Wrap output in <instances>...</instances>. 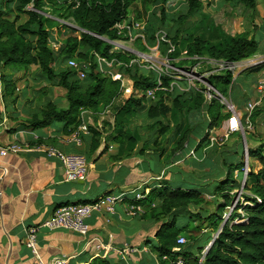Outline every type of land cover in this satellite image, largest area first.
Masks as SVG:
<instances>
[{"label":"trees","instance_id":"16d2710c","mask_svg":"<svg viewBox=\"0 0 264 264\" xmlns=\"http://www.w3.org/2000/svg\"><path fill=\"white\" fill-rule=\"evenodd\" d=\"M137 1L0 0V66L12 69L37 67L41 72L40 80L43 83H49L66 91L67 108H60L58 103L48 101L40 113L33 115L29 120L31 127L45 128L52 123L60 122L64 123L67 133L72 134L82 125L83 112L99 113L122 95L121 81L113 80L98 70L96 55L123 62L124 64L120 65L118 70L124 75L127 74L134 82V93L120 107L111 138L120 142V145L128 144L131 148L130 152L142 141L143 154L153 150L163 155L166 148H160L161 143L158 138L173 132L176 139V147L173 149L175 155L190 142V136L203 122L204 111H207L210 116V122L207 123L209 130L222 127L223 122L229 118V114L223 113L224 106L216 99L206 103L204 93L200 90L191 89L187 93H177L170 107L163 102V96L169 91H160L157 93L160 100L151 102L152 104L148 106L147 103L150 101L140 97V93L157 86V76L145 74L136 63L131 64V60L135 58L132 55L123 54L121 51L111 53L113 46L100 39L105 36L111 40L117 38L115 26L128 19L130 9ZM170 1L159 0L162 4L159 25L165 23V8ZM185 1L188 6L187 12L178 14L173 20L178 27L173 33L171 24L166 34V38L170 39L169 44L175 48L169 56L175 58L186 51L187 57L191 59L190 63L196 65L199 60L192 58H211L233 63L250 59L258 54L260 42L250 33L232 35L217 24L210 15L204 13V0ZM229 1L232 2L233 7H243L253 11H256L259 6L258 0ZM60 2L68 8L69 18L78 26L81 37H68L61 43L60 49L55 51L49 46V42L54 39L53 31L45 25V22L51 18L45 15L48 14L46 9L48 5H53L57 9L56 6ZM23 16L26 20L21 21ZM61 17V19L67 18L64 14H61ZM197 17H200L198 21H191ZM154 18L157 17L154 15ZM155 21L152 20L146 29L150 33L151 44L156 41V33L159 30L158 23ZM61 26L65 27V25ZM70 59L90 64L84 82L81 83L75 78L71 68L59 67L60 62H68ZM256 71L260 72V67ZM0 79L1 94L5 101L14 96L16 83L13 77L5 73L0 75ZM233 79L231 72L224 71L221 74L211 75L209 82L221 94L228 96L233 91ZM171 81L170 78H164L163 86L170 88ZM146 108L147 116L153 121L151 128L157 131L154 141H144L140 136L126 131L120 118L126 116L131 118L137 111ZM257 112L254 114L255 120L260 115ZM169 115L173 127L161 120V118H168ZM88 128L92 134L91 150L93 152L100 146L103 133L93 126ZM197 136L196 134L195 137ZM208 136L209 133L206 131L198 147L207 145ZM125 137L129 142L124 139ZM248 152L249 158L256 159L261 164V169L257 173L250 170L245 186V190H249L253 196H245L246 202L249 203L238 204L230 221L225 224L221 225L223 215L236 195L232 193L241 188V184L235 179V172L244 169L243 161L239 163L225 161L224 164L227 165L223 168L225 173L219 178L212 194L214 212L202 209L201 206L208 204L209 201L201 189H183L168 184L151 189L145 199L133 201L148 207L146 216L160 223L156 237L146 239L143 244L157 255L159 264H175L179 258L183 259L185 264H264V139L259 146L249 148ZM242 158L244 160V152ZM249 181L252 182L251 185ZM239 210H242L243 214L238 213ZM186 215L190 216L191 221L208 223L212 230L218 231L222 226L220 236L210 246L202 263L199 262L198 255L212 241L211 236L204 245L196 246L194 243H199L201 239L190 236L189 239L192 242L180 247L179 251H175L179 248L177 239L180 236L195 232L191 223L183 227L179 226V220ZM236 220H238L237 223H235ZM90 264L124 263H114L109 258H96Z\"/></svg>","mask_w":264,"mask_h":264},{"label":"crops","instance_id":"0c3cea01","mask_svg":"<svg viewBox=\"0 0 264 264\" xmlns=\"http://www.w3.org/2000/svg\"><path fill=\"white\" fill-rule=\"evenodd\" d=\"M258 29L264 30V23ZM261 78L264 79V76ZM256 98H259L257 92ZM5 101L0 92V151L11 144L23 143H28L30 149L6 156L0 153V264H54L55 260L60 258H65L68 264H90L96 258H109L114 263L143 264L149 260L147 257L159 264L157 255L143 244L146 239L156 237L160 223L146 216L149 209L146 206L143 216L126 215L134 192L143 188L150 193L151 189L160 188L165 184L190 189L182 183L173 185L174 171L182 178H185V174L200 172L206 181L215 182L209 175L213 168H206V164H211L209 159L216 161L217 156L211 155L216 152L214 149L204 147L203 155L197 157L195 153L196 159L190 165H185L188 161L184 163L183 159L179 158L182 151L173 154L170 160L165 154L166 151L163 155L153 150L143 154L142 141L141 145L137 144L130 152L128 144L120 145V142L108 137L114 131L115 121L110 132L101 129V121H98L97 125L92 126L102 132L103 137L98 149L92 152L93 140L89 128L87 131H81L82 142L79 145L73 138L79 128L68 134L64 123H52L45 128L31 127L26 121L17 120L10 112L8 100ZM91 113L86 111L84 114V122L88 127L92 122L95 123ZM5 119L7 122L3 124ZM256 123L257 128L260 125L261 132L259 131L260 135L252 137L251 148L259 146L264 139V116L258 117ZM124 139L129 142L128 138ZM198 144L200 141H197L196 150L200 148ZM40 145L55 146L66 153L85 154L90 164L88 178L85 181L67 182L61 162L48 158L43 150L38 148ZM239 145L238 138H231L226 154L238 153ZM156 156L159 160L158 167L151 165V160ZM214 190L215 187L212 192L204 191L206 198L213 200ZM105 195H124L125 200L117 204L114 214L94 213L88 218L87 222L91 226L88 237L67 230L51 231L42 228L38 234L40 259L33 256L25 244L28 227L43 223L52 217L59 206L90 203ZM189 217L186 215L181 218L179 226L196 224L198 220L191 221ZM206 226L207 230H212L208 228V223ZM99 242L109 246L110 250L98 252L95 245ZM126 246L134 251L129 255L123 254L126 255L123 258L118 252Z\"/></svg>","mask_w":264,"mask_h":264},{"label":"rangeland","instance_id":"374dc122","mask_svg":"<svg viewBox=\"0 0 264 264\" xmlns=\"http://www.w3.org/2000/svg\"><path fill=\"white\" fill-rule=\"evenodd\" d=\"M259 6L256 11H253L251 9H245L243 7H233L232 2L229 0H204V13L210 15L214 21L221 25L224 30L232 35H237L241 33H250L252 36L255 37L257 41L260 42V49L256 56L247 59L249 60L248 63L243 64L241 68L238 70L239 75L237 76L234 85H233V91L230 95H228L227 98L231 99L232 102L237 106L239 110L244 109L247 102L252 100H256V86L258 83V80L264 76V62L259 65H255L257 63L256 59L264 58V30L258 29L262 23H264V0H258ZM162 4L159 3V0H138L134 6L131 7L129 11V19L131 20H142L148 25H150V22L152 20H156L155 22L158 23L159 30L157 33H159V38L162 37V35L168 34V30L170 29V25L172 24V31L176 30L178 27V24L173 22L174 19L177 18L178 14L182 15L187 12L188 6L185 0H171L165 10V23L159 25V21L161 19L160 9ZM57 9H55V6L48 5L47 13L45 16L49 17L47 22H45V25L48 27L49 30H52V34L54 39L49 42V46L54 49L55 51H58L61 47V43L66 40L70 36H77L81 37V31L79 30L78 26L69 18V12L68 8L65 7L62 2L57 4ZM31 8V7H30ZM50 13V14H49ZM61 14H64L65 19H61ZM154 15L157 18H154ZM262 16V17H261ZM153 18V19H152ZM200 17L194 18L191 21L195 22L198 21ZM26 20V17H22L21 21ZM257 22V24H255ZM61 25H65L61 26ZM256 29H253L255 28ZM146 33V42L142 43L141 41H137L134 45H131V49L134 50L131 52L132 56L135 57L136 60L135 63L138 65V67L141 69V71L145 74L149 75H156L158 77L161 70H165L169 66L168 59H170V67L172 68V72L175 71V69H179L181 71H185L189 74V79L186 78H179L177 75H175L174 81L177 82V88L175 90L169 91L167 94L163 96V102L168 107L171 106V102L174 98V95L177 93H187L191 89H201L202 87L205 88L204 83H206L209 80V76L212 75V72L215 70L214 67L208 65L206 63V60H199V62L196 65H193L190 63V58H188L183 52L180 53L177 57L172 58L169 55V47L166 42H161L160 46L157 47V42L153 41V44H151L150 33L148 31H145ZM156 33V34H157ZM104 42H106V36L103 37ZM167 39V38H166ZM167 41L170 42V39H167ZM121 51V50H119ZM81 62V61H79ZM59 67L63 69H67V62L63 61L59 63ZM260 67L261 71L257 72L256 69ZM90 68V64L87 71ZM117 70L119 69V66L116 67ZM58 70V68H57ZM75 73V78L80 80L81 83L85 81V78H79L77 75V72L72 69ZM256 72V73H253ZM7 74L9 77H13L15 83H16V91L14 93L13 97L8 98L9 106H10V112L13 116L17 117V120L22 119V121H26V123H29V120L33 115L39 114L41 109L46 105V103L50 100L55 101L59 104L60 108H67V102L65 99L66 91L63 90L60 87L52 86L49 83H46L40 80L41 72L37 67H30L29 69L26 68H19V69H12V68H3L0 66V75ZM176 73V71L174 72ZM215 73V72H214ZM217 74V72L215 73ZM125 89L122 91V97L120 99L115 100L110 106L107 108H104L99 113H91L92 119L95 118V123L90 124L97 125L98 121H101V129L104 131L110 132L112 131V125L114 121L116 122L117 114L119 112L120 107H122L125 102L131 97L132 93H134V87H133V81L131 78L125 74ZM254 88V90H253ZM231 90V87H230ZM132 91V93L130 92ZM143 93V92H142ZM140 93V95L142 94ZM254 97V98H253ZM160 98L157 95V98L155 101H152V103L159 101ZM6 102V101H5ZM151 102H148L147 105H151ZM147 106V107H148ZM258 111V112H257ZM259 113L260 115L258 117L264 116V98L261 101L260 105L255 110V113ZM204 116L201 122L197 126V128L203 132V134L198 135L199 137H195L193 135L190 136V142H188L187 145H185L184 149L182 150V155L179 157L180 159H183L185 165H190L193 163V160L196 159V156H191L189 159L191 151H193V148L196 152L197 157H201L203 155V148L207 147V145L204 144V146L198 148L196 150L197 141L200 140L202 137L205 136V133L207 131V123L210 122V116H208L207 111H204ZM223 113L227 114V108L224 106ZM254 114L252 117V122H254ZM257 117V118H258ZM122 123L124 124L126 131H131L134 133V135L140 136L144 141H154L156 139V133L154 129L151 128V125L153 123L152 120L149 119L147 116V108L142 111H137L133 117L129 118L126 117H120ZM119 118V119H120ZM161 120L165 124H170L171 127H173L172 122L170 121V115L168 118H161ZM257 120V119H256ZM256 120L253 124L254 128L246 129V142L245 145L248 148H251L252 142L251 139L253 136H258L259 131L261 132V127L257 128ZM57 124H63L60 122H55ZM194 121L192 120V124ZM30 124V123H29ZM25 125V123L23 124ZM107 125V126H106ZM225 125V122H223L222 127ZM204 126V127H203ZM200 127V128H199ZM221 128H217V130H220ZM112 131L108 137L112 138L113 135ZM199 132V133H201ZM260 135V134H259ZM262 136V135H261ZM233 138H238L240 141V150L236 154H226L228 151V145L225 144L222 147L214 148V151L211 155H215L216 161L213 159H209L210 163L209 165L206 164V168H209V175L210 178L215 179V182L206 181V178H203V176L200 174V172H196V174H193L191 172L190 174H185V178H182L181 175L176 174L174 171V186L180 185V183L183 184L184 187L189 188H199L205 191L206 193L212 192L214 187L217 184V181L222 174L225 173L224 167L225 161L228 163H239L241 161L244 162V167L246 166L245 161L243 160V143L244 139L241 137L239 133L235 134ZM158 141H160L161 146L160 148H166L167 150L165 154H167L168 159H172L173 157V149L176 147V139L174 137V133H169L164 137L158 138ZM243 142V143H242ZM192 143V144H190ZM195 143V144H194ZM199 143V142H198ZM141 145V143H139ZM139 144L137 146H139ZM194 144V146H193ZM193 147V148H191ZM227 149V150H226ZM189 151L187 154L184 153L185 151ZM191 150V151H190ZM186 154V155H184ZM212 155V156H213ZM185 157V158H184ZM249 169L250 170H256L255 173H257L261 169V164L253 158L249 159ZM151 165L154 167L159 166V160L158 157L153 158L151 160ZM249 170V171H250ZM250 173V172H249ZM208 180V179H207ZM244 180L243 172L240 174L238 183L241 184ZM252 182L249 181V185H251ZM234 193L235 199H239V205L240 204H246V198L245 196H250L251 192L249 190H235ZM208 199V204L202 205V209L208 212H214L215 207L212 203L213 200ZM200 207V208H201ZM227 212V210H226ZM238 213H242V210H239ZM205 214V213H204ZM201 220V219H200ZM205 224H201L199 221L196 222V224H192L191 227L195 228V232L193 233H186L183 236L186 237L188 243L192 242L189 237H197L200 238L199 243H194V245H204L205 242L208 240L209 236L213 237V235L217 232L216 230H207V226L205 227ZM223 222L221 223V225ZM197 227H200V229H197ZM222 227V226H221ZM220 227V228H221ZM191 228V229H192ZM209 228V227H208ZM212 240V239H211ZM194 242V241H193ZM209 246V244L207 245ZM210 248V247H209ZM197 253V250L195 251ZM149 260L144 261L143 264H155V262L150 258L147 257Z\"/></svg>","mask_w":264,"mask_h":264},{"label":"built area","instance_id":"2783aa9c","mask_svg":"<svg viewBox=\"0 0 264 264\" xmlns=\"http://www.w3.org/2000/svg\"><path fill=\"white\" fill-rule=\"evenodd\" d=\"M146 27L147 23L142 20H131L126 19L123 22L118 23L115 26L117 38L114 40L106 37V42L113 46L111 53L115 51L121 50L123 54L132 55L131 52L134 51L131 49V45H134L137 41H141L142 43L146 42ZM168 42L166 39V35H162L159 38V33L156 34V42L157 47L160 46L161 42ZM170 43V42H168ZM169 54L175 50L172 44H169ZM187 56V52H183ZM169 56V55H168ZM98 70L106 75L111 77L113 80H119L122 83V91L125 89V75L117 70L116 67L124 64L123 62H119L116 59L108 60L105 57L96 55ZM194 60H202L198 57L192 58ZM206 60V63L215 68L212 72V75L221 74L224 71H229L233 74V81L235 82L237 76L239 75V69L243 64L248 63L249 60H243L240 62H227L224 60H215L211 58H203ZM259 60L255 65L262 64L264 62V58L256 59ZM135 59L131 60V64L135 63ZM169 66L165 70H161L157 77V86L148 89L143 92L140 97H144L147 101H155L157 98V93L160 91H171L177 88V82L173 79L175 75L179 78L189 79V74L185 71H181L179 69H175L176 73L172 72V68L170 67V59H168ZM67 66L71 69H74L77 72L79 78L86 77V70L89 67V63L79 62L76 59H70L67 62ZM239 70V71H238ZM215 72V73H214ZM210 77V76H209ZM170 78L172 81L170 83V88H166L163 86V79ZM205 88L195 89L200 90L204 93L206 103H211L214 99L218 100L223 106L227 108V114H229V118L225 121V125L220 130L217 128L207 130L209 133L207 139V147L206 149H214L217 147H222L227 144L233 135L239 133L241 137L244 139L243 143V152H244V161L246 166L242 171L235 172V179L239 180L240 174L243 172L244 180L241 183L240 190H245V186L249 176V152L248 148L245 145L246 142V129H251L253 127L252 117L260 105L261 101L264 98V79L260 78L258 80L256 86V92L259 95V98L256 100H250L247 102L243 111L239 110L237 106L232 102L231 99L227 98L228 96H224L221 94L210 82L209 80L204 83L202 81ZM134 84V83H133ZM134 87V85H133ZM0 92H1V79H0ZM132 93V91H130ZM133 94V93H132ZM132 96V95H131ZM84 114L82 113L83 123L79 127V131L74 133L73 138L75 142L81 145V131H87L88 126L86 122H84ZM7 119L3 120L2 123L5 124ZM2 124V125H3ZM4 126V125H3ZM1 133V129H0ZM39 149L43 150V153L52 159H57L61 162L64 175L67 182H77V181H85L89 175L90 164L88 158L83 153H66L61 149L55 146H47L40 145ZM30 149L28 143L23 144H11L5 148H3L0 153L2 156H6L9 153H18L24 150ZM195 150L191 151L190 157L195 156ZM232 194H235L234 192ZM149 195V191L143 188H138L134 192V197L131 200L130 206L126 209V215L129 217H139L145 214V207L141 204L133 203V201H140L145 199ZM251 196H253L251 194ZM124 195H105L101 199L90 202V203H76V204H66L57 207L54 211L52 217L40 223L38 225L30 226L26 229L25 236V244L31 250L33 256L37 259H40L39 255V244H38V234L42 228H47L51 231L56 230H67L73 233H76L83 237H88L91 231V226L88 224L87 219L90 218L94 213H109L114 214L116 212V206L119 203H123ZM248 204L249 202H245ZM239 204V199H235L232 201L231 205L227 208V212L223 215V224L227 221H230L232 214L235 212L237 206ZM154 206V205H153ZM239 212V211H238ZM243 214V212L241 213ZM245 221V220H242ZM238 220L235 221L237 223ZM222 232V228H220L212 237V241L209 243V246H206L203 251L198 255L199 262L202 263L205 260V256L209 250V247L215 242L216 239L220 236ZM188 241L185 236H180L177 239V244L179 248H176L175 251H179L180 247L187 245ZM95 249L99 252L101 250L109 251L110 247L102 244L101 242L96 243ZM134 249H131L129 246H126L124 249L119 250V255L121 257H125L123 254H131ZM166 260V258H164ZM54 264H68V261L65 258L56 259ZM175 264H185V261L179 258Z\"/></svg>","mask_w":264,"mask_h":264},{"label":"bare ground","instance_id":"6f19581e","mask_svg":"<svg viewBox=\"0 0 264 264\" xmlns=\"http://www.w3.org/2000/svg\"><path fill=\"white\" fill-rule=\"evenodd\" d=\"M203 127H204V126H203ZM199 128H200V127H199ZM197 130H198V132H201L199 129H197ZM197 130H195L196 132H193V133H194V134L196 133L197 135L203 134V132L198 133ZM194 134H193V135H194ZM196 134H195V135H196ZM195 135H194V136H195ZM197 137H199V136H197ZM197 137H196V138H197ZM198 141H200V140H198ZM190 144H192V143H190ZM194 144H195V143H194ZM194 144H193V146H194ZM191 148H193V147H191ZM193 150H194V148H193ZM184 151H185V150H184ZM190 151H191V150H190ZM188 152H189V151H187V152L185 151L184 153L187 154ZM189 153H190V152H189ZM189 153H188V154H189ZM186 154H184V155H186ZM184 158H185V157H184Z\"/></svg>","mask_w":264,"mask_h":264},{"label":"water","instance_id":"95a60500","mask_svg":"<svg viewBox=\"0 0 264 264\" xmlns=\"http://www.w3.org/2000/svg\"><path fill=\"white\" fill-rule=\"evenodd\" d=\"M100 39L104 41L103 37H100Z\"/></svg>","mask_w":264,"mask_h":264}]
</instances>
